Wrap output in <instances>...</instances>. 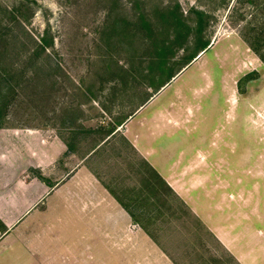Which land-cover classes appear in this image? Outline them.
I'll list each match as a JSON object with an SVG mask.
<instances>
[{
	"label": "rangeland",
	"instance_id": "374dc122",
	"mask_svg": "<svg viewBox=\"0 0 264 264\" xmlns=\"http://www.w3.org/2000/svg\"><path fill=\"white\" fill-rule=\"evenodd\" d=\"M177 2L197 27L184 42L187 30L180 37L178 19L164 16ZM200 38L211 42L204 53ZM256 48L264 54V0H0V85L8 80L0 121L61 127L84 156L125 121L85 160L145 226L114 264H246L213 224L250 264H264V61ZM138 147L160 169L211 160L171 169L178 180L198 175L194 199L152 193L159 180ZM84 233L64 229L59 257L85 251ZM93 252L100 263L109 257Z\"/></svg>",
	"mask_w": 264,
	"mask_h": 264
},
{
	"label": "crops",
	"instance_id": "0c3cea01",
	"mask_svg": "<svg viewBox=\"0 0 264 264\" xmlns=\"http://www.w3.org/2000/svg\"><path fill=\"white\" fill-rule=\"evenodd\" d=\"M126 125L124 121L118 130ZM137 149L186 201L195 197L192 189L198 175L178 180L171 169L212 163L206 158L179 159L160 169L150 159L152 151ZM94 150L80 155L61 127H0V182L9 183L0 185V219L8 228L0 236V264H114L116 252L125 254L131 235L141 231V225L85 163ZM214 161L221 163L220 157ZM192 208L195 210V205ZM68 227L85 232L86 250L76 253L73 249L59 257L56 249L64 241H58ZM210 228L243 263L250 264L246 252H238L225 239L224 226L213 224ZM115 232L120 236L117 241ZM101 248L109 256L102 263L93 252L95 249L98 254Z\"/></svg>",
	"mask_w": 264,
	"mask_h": 264
},
{
	"label": "trees",
	"instance_id": "16d2710c",
	"mask_svg": "<svg viewBox=\"0 0 264 264\" xmlns=\"http://www.w3.org/2000/svg\"><path fill=\"white\" fill-rule=\"evenodd\" d=\"M195 10V12H197V14H198V16L199 17H202L203 16V14H204V11H202V10H199V9H194ZM165 18H177L178 20H177V23L180 25V26H182L183 28H181V27H179L178 26V28L177 29H179L180 28V33H179V35H180V37L182 36V34H181V31L185 28V30H187V35L185 36V38L183 39V42L185 41V40H187L188 39V37H189V35H190V32L192 33V31H195L196 30V28L197 27H193V26H191L190 24H188V23H186L185 21H184V18H187L186 16H185V14H184V11H182V9H181V5H180V3L179 2H177L173 7L172 6H170L166 11H165ZM200 21H201V19H200ZM200 26H201V24H200ZM199 27V26H198ZM199 29V28H198ZM201 29V28H200ZM189 31V32H188ZM178 35V36H179ZM180 37H177L176 39L177 40H180L181 38ZM184 37V36H183ZM181 41V40H180ZM40 42H42L41 44L40 43H38V41H37V43L38 44H40V46L41 47H43V48H46V46L49 44L48 43V40H47V38H43V39H41V41ZM183 42H180L181 44L183 43ZM184 44V43H183ZM211 44V42H210V40L209 39H203V38H200V41H199V44H198V48L201 50L200 52H202V51H205L207 48H208V46ZM256 51L260 54V57L262 58V60L264 61V54L263 53H261L260 52V50L259 49H257L256 48ZM199 52V53H200ZM194 57H196L197 56V53H195L194 55H193ZM253 74H248L247 76H245L240 82H241V86L246 82V81H248L249 79H252V78H254L253 76H252ZM1 81H3V85H0V95H2L3 93H4V90H5V87H7L8 86V80L6 79V78H2V80ZM244 90H243V88H242V92H243ZM4 95V94H3ZM0 110H1V107H0ZM123 122L124 121H120V122H118L115 126H113L110 130H109V132L107 133V135L104 137V138H102L101 139V141L99 142V143H97V145H96V147H95V149L96 148H98V147H100L101 145H103V144H105V143H107L119 130H118V128H119V126H121L122 124H123ZM3 125V123L0 121V127ZM134 147V146H133ZM143 162H144V164L145 165H147L150 169H151V171H152V173L154 174V176L157 178V180H159V181H157V183H155V184H153L152 185V193H157V194H160V193H163V191H162V189H166V190H168V192H171V194H174V190H173V188L168 184V182L164 179V177L150 164V162L146 159V158H144L143 157ZM107 186V185H106ZM114 194H115V196H116V198L124 205V207L126 208V209H128V211L131 213V215H132V217H133V219H134V221L135 222H137V223H139L143 228H145V226L141 223L142 221L137 217V215H136V213L134 212V210L132 209V207H131V205H130V203L126 200V199H124L121 195H119L115 190H113L112 188H110L109 186H107ZM166 193V192H165ZM176 194V193H175ZM162 198H163V196H162ZM163 200L164 201H166V199L165 198H163ZM182 202V201H181ZM183 204H184V202H183ZM200 222V221H199ZM0 228H1V230H3V233H6L7 231H8V228H6V226L4 225V223H2V221H1V219H0Z\"/></svg>",
	"mask_w": 264,
	"mask_h": 264
},
{
	"label": "water",
	"instance_id": "95a60500",
	"mask_svg": "<svg viewBox=\"0 0 264 264\" xmlns=\"http://www.w3.org/2000/svg\"><path fill=\"white\" fill-rule=\"evenodd\" d=\"M204 52H205V51H202L201 53H204ZM201 53H200V54H201Z\"/></svg>",
	"mask_w": 264,
	"mask_h": 264
}]
</instances>
